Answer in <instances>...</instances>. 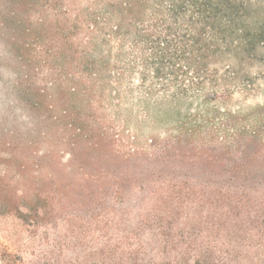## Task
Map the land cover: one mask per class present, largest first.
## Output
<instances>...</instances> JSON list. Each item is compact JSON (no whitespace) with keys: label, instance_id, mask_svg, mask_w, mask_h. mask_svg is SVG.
Segmentation results:
<instances>
[{"label":"trees","instance_id":"obj_1","mask_svg":"<svg viewBox=\"0 0 264 264\" xmlns=\"http://www.w3.org/2000/svg\"><path fill=\"white\" fill-rule=\"evenodd\" d=\"M24 7L47 16L23 21L0 0V38L2 19L47 37V160L78 168L50 166L47 193L0 173V216L47 225L32 259L0 241V264H264V104L231 109L253 87L244 66L264 50V0Z\"/></svg>","mask_w":264,"mask_h":264},{"label":"rangeland","instance_id":"obj_2","mask_svg":"<svg viewBox=\"0 0 264 264\" xmlns=\"http://www.w3.org/2000/svg\"><path fill=\"white\" fill-rule=\"evenodd\" d=\"M27 1L16 0L20 6V9H17L20 19L26 21L30 18L35 21L38 16H47V10L43 13L42 8L27 11L24 7ZM40 4L42 6L43 2ZM2 20L10 26L11 33L0 38V134H2L0 135V173L7 175L8 180L5 183L16 189L21 191L31 189V192L42 189L47 193V175L51 174L50 166L58 165V172L55 173L57 177L63 175L66 177L63 166L69 165L70 172H76L78 168V165L70 163L71 159L67 154H59L58 157L53 156L47 160V124L44 119H47V93L54 94L47 76V37L38 32L35 36L28 37L23 34L22 29L13 31L11 27H14L9 19ZM12 34L15 35L16 40L12 38ZM6 52L4 56L7 58H3L2 54ZM244 71L252 79L253 87L247 94L241 92L234 94L231 109L235 111L264 104V50H260L258 56L244 66ZM30 122L35 124L34 127L31 126L34 132L27 136ZM129 128L130 136H136V127L132 125ZM12 133L16 136L13 137ZM144 133L145 137L153 134L152 131ZM145 140L139 139L143 146ZM28 141L32 144L27 143ZM131 145L133 144L125 142L126 147ZM22 164L27 165L24 175L28 180L24 181L18 179ZM32 176L39 181L35 182L32 179L29 181ZM22 224L13 217L0 216V241L21 249L20 253H24V256H27L25 249L29 254L31 250L45 248L47 225L32 229ZM15 237L16 245L11 242ZM29 256L27 258H31Z\"/></svg>","mask_w":264,"mask_h":264}]
</instances>
